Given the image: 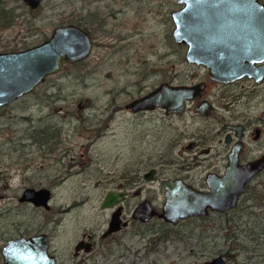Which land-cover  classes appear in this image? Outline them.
I'll return each mask as SVG.
<instances>
[{
    "label": "rangeland",
    "instance_id": "rangeland-1",
    "mask_svg": "<svg viewBox=\"0 0 264 264\" xmlns=\"http://www.w3.org/2000/svg\"><path fill=\"white\" fill-rule=\"evenodd\" d=\"M0 3L14 6L16 15L10 25L0 24V51L34 45L48 37L55 25L77 19L90 27L96 37L92 52L81 63L66 62L33 90L0 107V209L10 207L14 211L20 207L16 194L26 185L54 184L52 211L34 209L37 228L47 226V218L57 215L74 197L94 193L97 196L80 212L64 218L78 220L79 228L85 224L103 228L108 209L100 205L102 191L92 187V181L105 167L134 165L138 133L144 132L148 124L153 127L162 123V110H155L149 114L154 118L147 119L125 109L124 103L140 88L162 81L167 58L162 53L174 41L171 10L180 8L182 3L42 0L35 8L25 0ZM106 17L104 22L96 20ZM184 52L185 47L181 46L182 69H195L196 65L185 60ZM260 87L261 94L253 97L256 105L251 110L255 112L264 107V82ZM248 102L246 96L235 101L234 114L247 109ZM118 104L122 108L115 111ZM59 129L57 137H50L46 144L41 142ZM39 131L41 139L35 136ZM74 157L79 161L73 170L81 163L96 170L92 174L73 173L62 184H56L62 180V171L70 173L66 165ZM114 159L118 160L112 164ZM248 201L247 207L236 211L240 216L235 212H212L206 218L177 224L166 223L160 217L133 221L103 240L87 264H203L219 253L226 255L225 264H264V188L254 191ZM14 213L10 210L4 218L0 217L6 231L12 229L7 221ZM228 215H234L229 222L232 226L225 222ZM164 224L171 235L154 245L149 236H155Z\"/></svg>",
    "mask_w": 264,
    "mask_h": 264
},
{
    "label": "flooded vegetation",
    "instance_id": "flooded-vegetation-1",
    "mask_svg": "<svg viewBox=\"0 0 264 264\" xmlns=\"http://www.w3.org/2000/svg\"><path fill=\"white\" fill-rule=\"evenodd\" d=\"M96 20L104 22L107 21V17ZM70 22H77L81 26L87 27L84 26L81 19ZM87 28L91 32L94 45L96 37L93 35V30L90 27ZM171 34H173V29ZM173 38L174 41L169 45V48L162 53L163 56H167L166 65L162 67L164 74L162 81L151 87H146V89L140 88L129 100L153 90L154 87L163 82L170 86L193 85L195 86L193 95L186 97L182 111H170L167 106L133 110L134 113L142 114L147 119L154 118V116L149 115L150 113H154L158 109L162 110L161 119L163 121L161 124H153V127L148 124L146 125L147 128H144V132L138 133V146L135 149L133 159L134 165L128 166L125 164L105 167L103 173L92 181V187L102 191L100 205L104 210L108 209L105 217L106 225L100 228V225L85 224V226L79 228L76 222L78 220L73 221V223L64 218L74 211L80 212L84 206L97 196L94 193L92 196L88 194L84 197H74L70 203L59 209L57 215L55 213L47 218V226L43 225L37 228L34 209L35 207H43L52 211V198L55 195L54 184L42 183L39 186L30 184L37 188L46 186L51 189V196L48 199L50 202L49 207L43 204L38 205L31 199H21L24 188L30 186L26 185L21 189L22 191L16 194L20 207L16 206L14 211L10 207L0 209L1 218H4L6 212H10V210L15 212L10 221H7L11 223V231H6L4 225L0 224V264H7L3 249L8 240L22 235L29 237L43 231L49 235V252L56 255L57 264H87L88 257L103 240L127 227L131 222L142 220L139 217L132 216L137 204L149 201L153 208L162 210L164 202L168 199L166 195L169 193L187 195L183 190L179 191L182 186H184L182 189L188 188L190 190V195L196 203H205V197L210 196L211 191L217 193L215 192L217 186L222 187L219 192L222 191L223 194L233 193L234 190L231 191L233 181L225 179V182L223 179L229 171L232 161L231 155H237L239 164L249 163L263 156L264 107L256 112L255 109L253 111L251 109L256 105L253 102V97H258L261 94L260 84L264 82V75L257 79L255 75L248 73L227 81L215 78L210 73V67L207 64L187 59L188 44H180L174 34ZM181 46L185 47L184 58L188 61V64L203 67V71H199L197 67L195 69H182L180 65L182 61ZM263 62H258L256 65L258 66ZM240 96H246L249 99L248 108L239 114H234L232 104L238 101L241 98ZM171 98L174 100L177 98L175 91L172 93ZM125 103L124 108L130 110L125 107ZM121 108L119 104L114 107L115 111ZM205 120L207 123H205ZM154 122L155 120H153ZM155 128L158 131H155ZM49 148L50 146H48ZM117 160L114 159L111 163L114 164ZM78 161V158H72L71 163L66 165L70 173L64 174L62 171V180L56 184H62L73 173L82 174L88 171L89 174H92L96 170V167L90 168L91 165L88 166V163H81L78 169L73 170L72 166L78 164ZM169 183L173 184L170 186ZM263 188L264 166L246 181L243 191L236 199V205L225 208L223 211L207 206L208 212L206 214L193 213L190 216L181 218L177 223L206 218L212 212L220 214L235 212L234 215L240 216L241 214L236 211L244 209L247 203L250 204L248 200L252 197L254 191L263 190ZM109 192H116L119 198L114 203L103 206L102 202ZM117 211L120 217L128 220V223L117 230L107 232L111 217ZM234 215H228L225 218V222L229 226H232L229 222H231L230 220ZM154 217H160L167 223H174L167 221L158 214L152 215L149 220ZM64 236H67V238L65 239ZM1 240L3 241L1 242ZM224 257L226 262V255Z\"/></svg>",
    "mask_w": 264,
    "mask_h": 264
},
{
    "label": "water",
    "instance_id": "water-1",
    "mask_svg": "<svg viewBox=\"0 0 264 264\" xmlns=\"http://www.w3.org/2000/svg\"><path fill=\"white\" fill-rule=\"evenodd\" d=\"M32 8L42 0H25ZM183 3L172 10L175 23L173 34L180 44H188L189 61L207 64L210 73L222 80L236 79L245 74L264 75V1L262 0H177ZM93 50L90 30L77 22L55 25L52 33L43 41L23 49L0 51V107L25 95L51 73L61 69L66 62L86 58ZM263 62L258 66L256 63ZM193 85L170 86L162 83L153 90L136 96L125 103L130 110L167 106L170 111H182L186 97L193 95ZM176 92L177 98L172 99ZM229 171L223 178L233 181L231 191L223 194L222 187H215L205 203L192 199L188 188L180 187L181 193H169L162 210L148 202L137 204L132 216L149 220L154 214L177 223L193 213L206 214L208 207L222 210L237 204L249 178L264 166V154L249 163H238L237 155H231ZM229 181V182H230ZM226 182V180H225ZM170 186L173 183H169ZM170 188V187H169ZM177 190V192H179ZM222 193V194H221ZM51 189L46 186L24 188L21 199L33 200L38 205L50 206ZM119 197L116 192L106 194L102 205H110ZM198 200V199H197ZM120 210V209H119ZM107 232L127 225L128 220L117 211L111 217ZM49 235L39 232L32 236L13 237L3 249L7 264H57L56 255L49 252ZM225 257L216 254L203 264H224Z\"/></svg>",
    "mask_w": 264,
    "mask_h": 264
},
{
    "label": "trees",
    "instance_id": "trees-1",
    "mask_svg": "<svg viewBox=\"0 0 264 264\" xmlns=\"http://www.w3.org/2000/svg\"><path fill=\"white\" fill-rule=\"evenodd\" d=\"M11 16H12V18H11ZM15 17H16V15L14 13V6L7 7L6 5H1V3H0V20L3 21V22L0 21V24L2 23V25L8 26L12 22V19H14ZM83 60L84 59L78 60L77 62H70V63H72V64H78V63H81ZM58 131L59 132H57V133H54V134L49 135V138L48 137L44 138L41 142L44 143V144L48 143L50 137H53L54 138V137H57L58 136L57 134L60 133V129ZM41 135H42V132L41 131H39L37 134H35V136L38 139H41L42 138ZM161 230L160 231H156L157 234L155 236H152V235L149 236L150 237L149 240H151V243H153L154 245H155V243L159 242L160 240L167 239L171 235V233L168 232L169 229H168L167 224H164V226L161 227Z\"/></svg>",
    "mask_w": 264,
    "mask_h": 264
}]
</instances>
